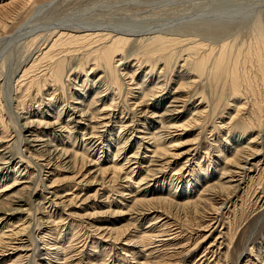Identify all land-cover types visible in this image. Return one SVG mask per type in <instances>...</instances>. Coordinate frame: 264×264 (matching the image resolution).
Wrapping results in <instances>:
<instances>
[{
  "label": "bare ground",
  "instance_id": "6f19581e",
  "mask_svg": "<svg viewBox=\"0 0 264 264\" xmlns=\"http://www.w3.org/2000/svg\"><path fill=\"white\" fill-rule=\"evenodd\" d=\"M15 2L21 3L8 9L1 18L2 22L11 19L13 15H15L16 10H18L17 8L21 5L24 7L27 6L30 1L15 0ZM3 9L5 8L3 7ZM91 23L92 22L87 21H77V23H60L52 21L51 23L49 21L44 27L31 26V28H29L27 25L17 32L18 35L19 32L24 31L26 28L28 31L23 33L26 35L28 34L27 37L32 38L31 42L34 41L36 44L40 43L38 51L36 52V55H38L34 59L32 58V64L29 66V69L24 70L23 74L27 73L26 71H29L32 74L36 69H42L36 65L37 63H41L42 61V63L47 62L45 64L44 74L40 73L41 76L39 77L34 76V79L26 84L27 91H30L31 89L33 90L34 88L37 93H39V86L42 82L41 86L43 92L42 97L40 96L39 98L42 104L44 101L47 103L44 104L46 106L43 107V110L35 111L30 117L23 119L21 117V131L25 129V132L34 136L31 140L25 139L24 136V141L29 143L39 142L38 144H41V148L39 149L30 145V147H32V152L39 153L40 156H42L43 161H50L51 159L59 161V164L62 167V172L65 174H73L75 172L73 169L77 167L79 159L82 161L85 158L88 159L86 154H91L94 156L93 158H95H89L88 163H83L80 166L81 172L83 170V178H87L78 180L77 178L80 177H75V174V178H70L72 183L78 185V187H81L82 185H80V183L82 184L86 180V184L83 186L84 189L88 187L91 188L93 185L99 186L92 195H80L79 197L75 195L73 198H70L66 204L61 200H66L67 196L73 195V193L66 192L63 195H58L55 188L63 185L61 181L52 180L46 187L49 190V193H47L50 197L45 200V203L49 204L51 207H63L64 209L62 210L66 212L63 213L64 218L62 219V227L65 228V231L68 230L67 228H70V231L74 232L78 227V225L73 223L79 218L72 211L73 208L78 207L79 209L87 205L89 209H92L94 204L95 206L97 205V208L105 206L108 201V199L106 201L105 198L104 200L101 198L97 203L92 204L90 202H95L98 196L104 197V192L99 193V191H103L105 186L113 183L115 180H118L123 184L120 186L124 189L122 194H119L121 199L119 202H116L118 209L116 211L114 210V212L111 211L112 218L115 217L113 220L114 223L108 221L107 225L110 224L114 226L117 223H127L113 228H108V226L98 227V229H96L98 230L97 233H99L98 238L90 235L84 240L82 239L81 242L79 241L80 244L83 243L82 245H88L89 242L90 245L88 246L93 248L94 246L97 247V245L98 247L103 246L105 248L106 246L113 247L115 244L120 243L119 249L125 250L123 247H128L129 250H132V253L138 254L141 252V256L143 257H145V252L139 248L149 245L150 247L147 248V250L150 249L151 252L156 251V253L161 256L163 251L161 250V247L171 246L172 241L177 237V234L164 235L158 230L160 227L167 224V220L160 224L163 219L168 218L167 216H165L166 218L164 217L162 211L164 212L165 208H177L186 210L189 214H200L205 217L213 204H216L218 208H214L213 210L219 215L222 214V206L233 203V201H231L232 198H235L238 191H240L239 188L241 182H243L242 180L245 177L248 178L250 176L252 172L251 168L254 167L253 161L257 158L260 152L251 145L254 143V139H251L250 143L246 146H242L241 143H235L233 148L232 145L234 144H231L232 149L228 147L225 150H228L227 154L230 155V158L222 153H219L218 155V158L224 159L223 168H220L222 173L219 180L213 183L210 182L215 180V178H209L214 176L213 173L206 174L205 178L197 177V175L194 177L193 175V182L190 186H188V184L185 185L184 183L179 192H177L179 186L175 182L173 186H176V190L173 193V189L171 188L172 185H167L169 187L164 185L163 187L164 181L162 182L163 184L160 185L159 183L164 172L162 171V167L165 164L169 163L174 165L185 160V163L178 169V171H181L184 170L187 167L185 165L189 163L188 157L190 156V149L180 152L176 151L174 153H171L170 151L180 148L183 145L179 141L181 135L174 133L185 127V125L182 124L176 125L177 122L182 119L185 112L188 111V109H186L187 98L185 100L182 91L194 82L185 80L187 83L181 85L178 83L179 86L176 87L172 93L166 94L163 93V81H157L156 84L150 81L148 86L143 87L145 82L151 80L148 78V80L143 79L141 80L142 86L140 87V83L133 84L136 72L130 73L129 70L134 67H131L130 64L126 65L125 58L131 56L132 47L135 43L144 41V43L140 45V48L143 49V54L147 58L144 62L151 63L153 62L152 59L156 57L155 63L151 66L155 67L157 63H160L162 67L160 71H162V73L167 71L172 64L176 69H179V72L177 73L179 77L182 75L186 77L188 74H192L196 77L203 74L205 75V78L208 80L210 79L215 84H227L228 91L232 94V97L234 96L235 98L232 104L235 114L230 121H234L235 118H238V124L236 123L235 126L240 128L242 132L241 134L243 135L251 128L258 127V129H260V126L264 123V28L259 23L254 25L253 30L255 41L247 49L243 50L242 45L239 46L238 44H235V41H233L234 43L232 42V44L224 43L221 45V48L219 47L220 49L216 55L214 53L215 56L211 58L212 49L203 43L204 39L200 42L190 37H195L194 33L203 32L211 37L210 39L218 38L221 34L223 35L228 32L227 26L225 25L218 26L216 23V26H214L208 24V22V25H206L205 22V25H202L201 29H199V25L197 27L198 30L196 29L193 33H188L189 31L191 32L194 30L192 28L193 26L187 25L191 27L189 30L186 29L187 27L185 25L184 27L186 28L184 30H188V34L177 36L176 33L172 32L160 33L159 31H155L154 34L150 33L152 30L132 31L123 28L124 26H122L124 30H121L117 26L118 29L114 28L112 25L113 28H110L111 26L109 24L107 27L105 24L99 22ZM148 35L151 36L146 38ZM200 35L201 34H199V36ZM185 36L190 37L186 40L179 39L182 37L184 38ZM221 37L222 36L219 38ZM131 43L134 44L131 45ZM181 44L185 47L186 51H181L174 59L175 54L177 53L176 46ZM42 47L44 48L42 49ZM183 52H185V55L182 56L181 53ZM74 62L76 63L75 68L70 66L74 64ZM134 62L136 63V61ZM137 63L139 62L137 61ZM136 66H138V64ZM120 67H123V70H121L122 72H119ZM139 67L140 66L137 68L139 69ZM42 71L43 70L40 72ZM123 71H126L125 74H123ZM78 72H81V74L84 73L83 76L86 77L82 82L79 80L81 83L80 85H78L79 82L77 83L76 81L79 78L76 75ZM95 72H99L98 76L93 81L89 82V80H87L88 74L89 76H92ZM72 75H74V78L68 82L69 76ZM146 75L147 73L143 78H146ZM21 77L25 76L22 75ZM159 77H161V75H159L158 78ZM65 81L73 85L72 87L75 91V96L78 97V99H75L73 102L71 101L72 104L70 105L64 104V106L69 105L67 106V109L64 110V114L62 113V107L56 111L58 114L55 121H50L49 118L53 117L52 109L56 103L54 101V95H56L54 92H56L57 89L62 88ZM131 84L135 87L128 88V85L131 86ZM124 85L125 88H127L125 94L129 95L130 100L132 101L131 105L134 107L132 110L134 115L136 118L143 116L142 121H144V124L148 125V130L146 129V132H141V130L134 128L137 127L136 125L134 126V124L131 123L127 124V120H120L119 126H117L119 127V135H117L118 137L115 141L114 139L112 140V136L114 135L112 133L113 128L110 130L109 126H111L114 117V120L117 119V115L115 116L116 103L114 101V96L119 93L121 94ZM49 90L52 91L48 94L47 92H49ZM165 95L167 96L165 97ZM244 96H248L250 101L247 102L246 99L245 102H243L245 99ZM242 97L244 98L242 99ZM85 98L88 99L85 101ZM71 99L73 100V98ZM149 101L151 102L149 103L150 105H146ZM22 103L23 102H21V104ZM165 104L166 106L161 110L160 108ZM98 105L102 106L99 107ZM142 107H146V109L142 110ZM201 113L202 111H198L196 114L200 116L199 114ZM61 114L64 116L62 122L59 123ZM34 117L39 119H31ZM146 119H148V121H146ZM139 120L141 121V119ZM114 126L116 127V125ZM139 126L142 127L143 124ZM66 132L69 135L67 137L64 136V133ZM50 136L55 139V142H52L51 139H45V137ZM71 139H73L75 151L73 146L69 149L67 142ZM76 141L77 143H75ZM84 142L85 145H87V148H85ZM80 143L82 144L79 145ZM115 145L118 147L121 146L113 151ZM133 147H135L136 150L133 152H127V156L122 155L124 159L121 162L120 152L124 150L128 151ZM27 152H29V149ZM111 152L112 159L108 157ZM10 157L6 144L0 146V221L2 222L0 223V226L3 224V226L0 227V264H57L62 253H68L64 255L65 260L63 264H71L72 262H75L73 264H104L101 258L99 259L97 258L98 256L90 255V253L87 252V254H83L82 252L80 254L79 252L77 256L79 255L80 257L73 261L70 258L72 256H69V251H66L67 249H64L63 246L65 243L73 241L72 239L76 240L77 238V240H79L78 236L76 237L71 234L70 241L67 240V242H65V240L63 242L60 233L58 231H53L55 229L48 228V224L47 228L51 231L48 230V232L43 233L42 236L35 235V237H31L32 240L27 241L26 243H24V239H18V237L22 236L19 229L15 232L7 230L9 233L3 231L6 226L9 227L11 225L9 222L11 219L26 212L21 208V204H24V202L22 198L18 196L27 186H34L32 180L28 177H24L28 180L19 182L22 178L20 175H23L24 173L22 174V172H25V168H28L26 164L27 160L28 162L31 161L29 155L26 157V161L21 159L20 161L17 160L18 163L14 168H12L13 161ZM20 157L23 159L24 155ZM143 163H147V165L142 166ZM6 167L9 169L8 173L11 174L13 178L10 179L12 181L11 183L9 182L10 184L8 183L2 186L9 177L8 173L5 171ZM141 168L143 170H141ZM198 169L200 170L201 168ZM203 171L204 170L201 169L199 172ZM48 173L51 174L52 172L48 171ZM134 176L135 179L134 182H132L131 180ZM202 183L206 186L199 194V191L196 192V187ZM31 188L32 187H30V190ZM159 193L162 195L157 196ZM88 202L90 204H86ZM101 203H104V205ZM39 204L43 205L44 203L40 202ZM108 204L110 206L109 202ZM11 206H16L18 209ZM43 208L45 207L42 206V210H44ZM215 212L212 213L213 215H209L210 217H208L209 220L206 226L201 229L203 234L200 235V241L196 242L192 249L187 247L182 250L183 260L191 258L196 250L200 248L212 234L218 233L215 241H213L212 244L208 243L205 251L196 258V263L210 264L208 259L205 260V255L209 253L213 256L216 252V262H219V258L222 257L225 264H229V262H227V257L234 236L230 230L223 233L217 232L221 220H217ZM103 213L106 212H102V214ZM44 214H46V212ZM83 217L91 218V215H84ZM145 220H147L145 227L142 229L137 228L136 224L144 222ZM50 226L52 227V224ZM93 227L95 228V226ZM24 229L25 227L22 228L23 231ZM50 232L53 233V235ZM162 236H168V238H161ZM45 238H47V242L43 241ZM13 241H18V244ZM225 241L226 244H224ZM253 244L250 245L252 246L250 253H255V259L258 260L260 264H264V237H262L259 242ZM222 245H224L226 249L223 254L219 255L218 250ZM253 246H255V248ZM67 256H69V258ZM138 264H143V262ZM169 264H179V262H169ZM244 264H256V262L250 257H245Z\"/></svg>",
  "mask_w": 264,
  "mask_h": 264
},
{
  "label": "rangeland",
  "instance_id": "374dc122",
  "mask_svg": "<svg viewBox=\"0 0 264 264\" xmlns=\"http://www.w3.org/2000/svg\"><path fill=\"white\" fill-rule=\"evenodd\" d=\"M29 1L30 2L28 3L27 6L24 7L23 5H21L20 6L21 9L20 7L17 8L18 10H16L15 15H13V17L11 16L12 17L11 19L9 20L7 19L4 22H2L1 18L3 17L5 12L8 11V9H11L13 6H17L21 2H15V0H0V7H1L0 8V146L6 144L7 150L9 151V155L11 156L10 159L14 162V163L12 162V168H14V166L17 165L20 159L26 161L27 160L26 157L29 155L31 161L28 162L27 160L26 162L27 167L29 169L25 168L24 170L25 172H22V174L23 173L24 174L20 175V177L22 178L19 180V182L28 180L25 179L26 177H28L29 179L32 180V183L34 185V186H30L32 187L31 190L30 187L27 186L25 190H22L23 192L18 196L22 198L24 204H21L22 205L21 208L24 209L26 212H23L22 215L20 216L18 214H17L18 216L15 215L16 217L9 221L11 225L9 227L6 226V228L3 229V231L9 233V231L15 232L16 230L19 229L22 236L18 237V239L21 240L24 239L23 240L24 243L32 240L31 237H35V235L42 236L43 233L48 232L49 230L48 228L55 229L53 231H58L60 233L61 240H63V242L65 240H66L65 242H67V240L70 241V237L72 235H75L76 237L78 236L79 240H77V238L76 240L72 239L73 241H70L69 243L67 242L63 246L64 249L65 248L67 249L66 251H69V256H72L70 258L73 261H75L78 257H80L79 255L77 256L79 252L80 254L81 252L83 254L87 252L90 253V255L98 256L97 258L99 259L101 258L104 264H138L141 262H143V264H164V263L169 264V262H179V264H198L196 263L197 261L196 258L199 257L202 254V252L205 251V249L208 246V243L212 244V242L215 241L218 233L212 234L209 237V239L205 241V243L202 244L201 247L196 250V252L191 258H186L183 260L182 250L187 247L192 249L195 243L200 241V235L203 234V232H201V229L206 226L209 220L208 217H210L209 215L210 214L213 215L212 213L215 212L213 209L218 208L216 204H213L212 206L213 208L211 207L212 210L210 209L208 213L205 215V217L201 216L200 214L197 215L193 213L189 214L186 210H181L177 208L175 209L165 208L164 212L162 211V213L164 214V217L167 216L168 218L165 217L166 219H163V221H161L160 224H162L166 220H167V224L160 227V229L158 230H160V232L164 235L177 234V237L172 241L171 246L169 247L165 246L163 248L161 247V250H163L162 251L163 254L161 253V256L160 254L156 253V251L151 252L150 249L147 250V248L150 247L149 245H145L143 248H139L145 252V257H143L141 256V252H139L138 254L132 253V250H129L128 247H123V249L125 250L119 249L120 243L115 244L114 246L112 245L113 247L106 246L105 248L103 246L98 247V245L97 247L94 246L93 248L91 246H88L90 245L89 242L88 245L86 244L82 245L83 243L80 244L81 240L82 239L84 240L87 236L92 235V236H96L95 238H98L99 233H97L98 230H96L98 229V227L108 226V228H113L127 223V222H122L121 224L117 223L114 226L110 224L107 225L108 221L114 223L113 220L115 217L112 218L113 217L112 212L118 209L116 202L120 201L121 198L119 197V194L120 193L122 194V191H124V189L120 187L123 184H121L118 180H115L116 182L114 181L113 183H110L107 186H105L104 187L105 189H103V191H99V193L104 192V197L98 196L95 202L92 201L90 202L92 204L97 203L99 202V200H101V198L102 200H104L105 198L106 201L108 199V201L106 202L107 206L105 204V206L97 208V205L95 206L94 204L92 209H89L87 205L79 209L78 207L75 206L76 208H73L72 211L75 213V215H77V217L81 219L84 215L85 216L91 215V218L83 217L81 220L77 218L76 219L77 221L73 222L74 224L78 225L77 229L74 232H72L70 231V228H67L68 230L65 231V228L62 227L63 224L62 219L64 218L63 213L66 212L62 210L64 209L63 207L60 206H57L59 208L54 206L51 207L49 204L45 203L46 202L45 200H47L48 197H50V195H48L49 190L46 187L51 183L52 180L61 181L63 185L57 186L55 188L57 190V194L63 195L66 192L73 193V195L67 196L66 200L64 199L65 201L61 200L66 204L68 203V200L70 198H73L75 195L78 197L80 195L81 196L92 195L98 189L99 186L93 185L91 188L88 187L84 189L83 186H85L86 180L84 182L82 181L83 182L82 184L80 183V185H82L81 187L80 186L78 187V185L72 183L70 178L80 177L77 179L82 180L83 170L81 172L80 166L83 163H88L89 158L90 159H95V158H93L94 156H92L91 154H86L88 159L85 158L83 161L79 159L77 163V167L73 169L75 171L73 174L71 173L65 174L64 172H62L61 169L62 167L59 164V161L55 159H51L50 161L49 160L43 161L42 156H40L39 153L32 152L31 150L32 147H30V145L35 146L37 149H39L41 148V144L40 145L38 144L39 142L29 143L24 141V136L25 139H29V140L33 139L34 136H31L28 132H25V129L21 131L22 128L20 126V124L22 123V121H20L21 117L22 119L26 117H30L31 114H33L35 111L43 110V107L46 106L44 104L47 103L44 101L45 103L43 102L42 104L39 98L40 96L42 97V92H43L42 91L43 88L41 86L42 82L40 83L39 86L40 87L39 93H37L36 89L34 88L33 90L31 89L30 91H27L26 84L30 80H33L34 76L36 77L41 76V74L45 71V64L47 62L44 61L45 63H42L43 62L42 61L41 63H37V64L35 63L36 65H38L39 68L42 69H36L35 72L33 71L32 74L29 71H26L27 73H24L25 74L24 75L23 74L24 70L29 69V66L32 64V60L38 55V54L36 55V52L38 51V46L40 45V43L36 44L34 41L31 42L32 38L27 37L28 34L26 35L23 33L28 31L26 30V28L24 29V31L19 32L18 34L19 36L17 35V32L23 29L24 27H26L27 25L29 26V28H31V26L44 27V25L47 24L49 21L51 23L52 21L60 22V23L62 22L77 23V21H87V22H92L91 24H93V22L94 23L99 22L105 24L107 27L109 24L110 26L112 25L114 26V28L118 27L121 30H124L123 28L132 31L152 30V32L150 33L155 34V31H159L160 33L172 32V33H176L177 36H183V34L185 35L188 33H193L196 29L198 30L197 27L199 25H200L199 29H201V26L205 25V22L206 25L210 24L214 26H216L217 23L218 26L221 25L227 26L228 32L225 33L226 35L221 34L220 35L222 36L221 38H219L220 37L219 36L218 38L216 37L210 39L211 37H209L203 32L194 33L195 35L194 34L193 35L195 37L185 36L184 38L183 37L179 38L181 40H186L189 39L190 37L200 42H202V40L204 39L203 43H205L207 47L212 49L211 58H213L218 52V50L221 48V45L224 43L232 44V42L235 41V44H238L239 46L242 45L243 50L247 49L253 44V42L255 41L254 30H253L254 25L256 23H259L264 28V0H29ZM3 7L6 10L3 9ZM23 7L24 9L22 10ZM185 25L187 28L184 27ZM187 25L190 26L192 25L193 26L192 28L194 30L191 32L190 31L188 32V30H184L185 28L189 30L191 29V27ZM112 26L110 28H113ZM122 26L124 27L122 28ZM182 29L184 32L182 31ZM199 34H201L200 36L203 37H200ZM166 35H170V34H166ZM149 36L151 35L146 36V38H148ZM143 43L144 41L135 44L133 43L134 45L131 43V45H133L132 52L130 54L131 56L129 57L127 56L125 58V64L126 65L130 64L131 67H134L131 69L132 71L129 70L130 73L136 72L134 75L133 84L140 83L141 85L139 86L141 87L142 86L141 80L151 79L144 83L145 85L143 87H146L149 85L150 81L154 82V84H156L157 81H163V85H162V88H164L163 93L166 94V93H172V91H174L176 87L179 86V84L181 85L183 83H187V81L194 82L193 84L187 86L182 91L185 100L187 98L186 109H188V111L185 112V114L183 115L184 118L182 117V119H180V121L177 122L176 125L182 124L185 125V127L184 129H181L174 133L181 135L179 141L184 146L182 145L180 148H176L170 151L171 153H174L176 151L180 152L190 149L189 150L190 156L188 157L189 163L185 165L187 166L186 168L189 170L185 168L186 170L184 169L178 171L181 165L185 163L184 162L185 160L174 165H171L169 163L165 164L162 167V171L164 172L162 179L160 178L161 179L159 183L160 185L163 184L162 183L163 181H164L163 187L164 185L165 186L172 185L171 188L173 189L172 190L173 193L176 190V186L175 187L173 186L176 182L179 186L177 188L178 189L177 192H179L182 189V185L184 183L185 185L188 184V186H190V184L193 182V178L196 177V175L197 177L205 178V175L210 173H213L214 176L209 178H215L214 181H210L213 183L220 179L222 173V170H220V168H223L222 166L224 159L218 158L219 153H222L225 156H228V158H230V155L227 154L228 150L225 151L226 148L228 147L231 148L232 146L234 148L235 143L236 144L241 143L242 146H246L248 143H250L251 139H254V143L251 145L257 151H259L260 154L253 161L254 167L251 168L252 172L249 176L250 178L245 177L242 180L243 182H241V186L239 188L240 191H238L236 197L232 198L231 200L233 201V203L232 204L229 203L226 204L225 206H222L221 208L222 214L219 215L217 214V212H215L216 213L215 216L217 217L218 221L221 220L220 226L217 228V232L223 233L230 230L234 236L233 242L230 245L227 262H229V264H244L245 257H250L252 258L253 261L256 262V264H260L259 261L256 260L254 257L255 253L253 254L250 253L251 252L250 249L252 248V246L250 245L259 242V240L262 237H264V175H263L264 174V123L262 124V126H260V129H258V127L251 128L246 134L242 135L240 128L235 126L238 118L237 119L235 118L234 121H230V119L233 118L232 116H234L235 114V110L232 108V104L235 98L234 96L232 97V94L228 91L227 84L225 83L215 84L210 79L208 80L207 78H205V75L203 74L201 76H196V77H194L192 74H188L186 77L183 75L179 77L177 74L179 72V69H176V67H174L172 64L169 66L167 71L162 73V71H160L162 68L160 63H157L155 67L151 66L152 64L155 63L156 57L152 59L153 62L151 63L144 62L145 60H147V58L143 54V49L140 48V45ZM182 44L176 46L177 53L175 54L174 59L176 58V56L179 55L181 51L185 50V47H183ZM43 48L44 47H42V49ZM181 54L183 56L185 55V52ZM133 60L136 61V63L137 61L139 62L137 63L138 66H140L139 69L137 68L138 66H136L137 64ZM75 64L76 63L74 62V64L70 66H73L75 68ZM41 70L43 71L40 72ZM121 70H123V67H120L119 72H122ZM125 72L126 71H123V74H125ZM146 73H147L146 78H143ZM83 74H81V72L76 73V75L79 77L78 80H76L77 83L79 82V80L80 82H82V80L86 78L85 76H83ZM98 74L99 72H95L94 75L92 76H89L88 74L87 80H89V82L93 81L98 76ZM22 75L25 77H21ZM159 75H161V77L158 78ZM73 78L74 75L69 76L68 82H70ZM68 82L65 81L63 87L57 89V91L54 92L56 94L54 95L55 97L54 101L56 103L52 109L53 117L49 118L50 121H55L56 116L58 114L56 111L58 109L63 107L62 113L64 114V110L67 109V106L72 104V102L75 99H78V97L75 96V91L72 87L73 85H71ZM80 82L78 83V85L81 84ZM133 84H131V86L128 85V88H134L135 86ZM126 89L127 88H125L124 85V89L122 90L121 94L119 93L118 95L114 96L115 97L114 101L116 103L115 116L117 115V119L114 120L115 117L113 118L111 126H109L110 127L109 129L111 130L113 128L112 133L114 135L112 134L113 135L112 140L114 139L115 141L116 138L118 137L117 135H119L118 134L119 127L117 126H119L120 120L122 121L127 120L128 121L127 124L131 123L134 124V126L136 125L137 127L134 128L141 130V132H146L148 130L147 129L148 125L144 124V121H142L143 116L140 118H136V116L134 115V112L132 111L134 107L131 105L132 101L130 100V96L125 94ZM51 91L52 90H49V92L47 93L49 94ZM166 96L167 95H165V97ZM244 97L245 99L243 102H245L246 99L247 102L250 101L248 96H244ZM244 97H242V99ZM71 98H73V100ZM87 99L88 98H85V101ZM21 102L23 103L21 104ZM149 103L151 102L149 101L148 103H146V105H150ZM64 104H69V105L64 106ZM98 106L101 107L102 105H98ZM165 106L166 104L160 109L162 110ZM263 107H264V103H263ZM144 109H146V107H142V110ZM198 111H202L201 113L202 115L199 114L200 116H198V114H196ZM63 114H61L59 118V123L62 122L64 116ZM31 119L38 120L39 118L34 117ZM139 119H141V121ZM146 121H148V119H146ZM263 122H264V114H263ZM142 124L143 126L140 127L139 125ZM114 125H116V127ZM64 136L67 137L69 135L66 132L64 133ZM45 139L48 140L51 139L52 142H55V139H53V137L51 136L45 137ZM64 141L66 142L65 139ZM67 143L69 149H71V147L73 146V139L69 140ZM75 143H77V141ZM81 144L82 143H80L79 145ZM231 144L234 145L231 146ZM120 146L118 147L117 145H115V147H113V151H115L116 148H120ZM85 148H87V145H85ZM28 149L29 152H27ZM73 149L75 151L74 146ZM135 150H136L135 147H133L128 151L125 150L121 151L120 152L121 162L124 159L123 156H127L126 155L127 152H133ZM111 154L112 152L108 156L110 159L113 158L111 157ZM22 155H24L23 159L20 157ZM144 165H147V163H143L142 166ZM198 168H201L204 171L199 172L201 169L199 170ZM5 169H6L5 171L8 173L9 169L7 167ZM47 170L52 173L49 174ZM141 170L143 169L141 168ZM74 174L76 175L75 177ZM8 176H9L8 179L2 184V186L8 184L9 182L10 183L12 182L10 179L13 178V176H11V174L9 173ZM85 178L87 177H84L83 179ZM134 179L135 176L132 178L131 181L134 182ZM205 186L206 185H203V183L199 184L198 187H196V192L199 191L200 194ZM159 195L161 196L162 194L159 193L157 196ZM40 202H43L44 204L43 205L39 204ZM108 202L110 203V206ZM90 203L88 202L86 204H90ZM101 204L104 205V203ZM42 206L45 207L43 208L44 210H42ZM11 207L18 209L16 206H11ZM45 212L46 214H44ZM102 212H106V213L102 214ZM56 221L57 222L59 221L58 222L59 224ZM0 223L2 222L0 221ZM146 223L147 220L139 224H136V226L137 228L142 229L145 227ZM51 224L52 227L50 226ZM2 226L3 224L0 227ZM93 226H95V228ZM23 227H25L24 231L22 230ZM51 234L53 235V233ZM161 238L166 239L168 238V236H162ZM45 239L43 241L47 242V238ZM13 242L18 244V241H13ZM224 244H226V241L224 242ZM253 247L255 248V246ZM225 249L226 247L222 245V247L219 248L218 250L219 255L223 254ZM66 254L68 253H62L60 260L57 261V264L64 263L65 260L64 255ZM216 255H217L216 252L213 256L207 253V255H205L206 256L205 260L208 259L210 264H225L222 257L219 258L220 259L219 262H216L217 259L215 258ZM69 256L67 257L69 258ZM73 263L75 262H72L71 264Z\"/></svg>",
  "mask_w": 264,
  "mask_h": 264
}]
</instances>
